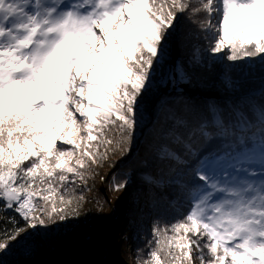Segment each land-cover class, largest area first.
<instances>
[{"label": "snow or ice", "instance_id": "snow-or-ice-1", "mask_svg": "<svg viewBox=\"0 0 264 264\" xmlns=\"http://www.w3.org/2000/svg\"><path fill=\"white\" fill-rule=\"evenodd\" d=\"M193 16L204 45L176 66L182 83L207 60L264 65V0H0V239L17 240L16 216L35 230L78 215L77 183L113 144L131 150L154 64ZM184 95L154 133L145 196L188 207L154 225L145 264H194V250L200 264H264V108L245 121L209 105V118ZM191 158L193 188L180 178Z\"/></svg>", "mask_w": 264, "mask_h": 264}, {"label": "trees", "instance_id": "trees-1", "mask_svg": "<svg viewBox=\"0 0 264 264\" xmlns=\"http://www.w3.org/2000/svg\"><path fill=\"white\" fill-rule=\"evenodd\" d=\"M201 20L202 17L193 16L191 20L185 17L181 21L177 32L178 39L168 45L167 51L171 53V58H169L167 63H162V58L159 64H154L155 71L152 73L153 78H161L164 71H167V73L172 71L170 74H173L175 81L173 79L160 89L149 91L145 98L147 107V117L144 119L145 124H143V127L136 135L135 143L131 150H128L126 145L123 149H118V151L113 148L110 149L111 151L114 150L111 153L113 155L110 157L111 163H113L112 167H109V164H101L102 167H99L98 163L91 165L86 177V185L95 183V186L88 192L82 191V193L79 192L78 188L76 189V195L83 197V200L79 201V207L82 206V208H80L81 210L78 209V215H70L67 220L62 221L64 226H62L63 231L60 234L62 242L72 241L69 251H73L75 254L69 255L70 259L66 263H59V260L55 259L56 257L51 258L52 262L50 264H103L104 259L98 257V249L104 246L107 250L109 247L116 245L113 230L119 226L124 228V235L131 236L136 233L138 234L135 240L136 250L138 249L143 256V253H147L149 250L148 242L153 239V228L148 232L145 231L147 236L144 237V232L140 227L142 222L146 221V224L148 222L153 227L157 222L168 224L179 219L180 215L186 211L188 207L187 197L167 204L159 203L150 206L147 203L145 210L141 209L146 200L145 176L151 171L150 169H146L145 160L150 159L152 156L153 147L156 143L154 133L157 131L158 126L163 124L169 111L180 110L183 108L184 103H187L185 93L192 92L200 103L201 113L208 115L209 118L210 113H207L206 107L209 105H227V108L234 112L238 109L242 111L249 110L247 103H244V109L241 107L240 102L244 96L251 93H254L252 97L260 109L264 108V93L256 94L258 91L251 89V91H246L247 85L250 86L253 78L258 79L263 76L260 74V70L264 68V65L259 64V62L258 65L260 66L255 65L256 67H253V71L248 76L243 75L241 80H238V87L235 91L231 92H223L224 88L208 87L205 85V81H207L209 76L208 72L213 70L217 62L207 64V67L201 66L195 69L192 72L195 83L192 85L182 83L179 80L176 66L182 65L181 63L184 62L187 64L193 48L197 45H204L203 39H198V36H202V29L198 27ZM242 64H245V62L243 61ZM159 73L161 75L157 76ZM199 73H201L200 76ZM211 82H214V80L212 79ZM207 96L216 97L220 101L210 102L207 100ZM229 118L235 119L232 112H229ZM173 150L176 154L182 155V159H187L183 154L184 150L179 146L174 145ZM99 163H101L100 160ZM194 163L195 158H191L188 164L180 166V178L190 188H193L196 183H203L191 174ZM119 164L122 165L120 168ZM115 166H117L118 170L109 178L111 170ZM184 166L185 168H183ZM95 167H98L96 171ZM124 182H127L126 189L115 190L117 184ZM94 208L98 210V217L91 211H88V216L87 210ZM116 209L117 218L113 214V210ZM10 215L14 214L10 213ZM16 219L19 220L22 230L27 227L19 216H16ZM2 226L7 227L8 225ZM119 229L122 230L121 227ZM93 239H96V241L93 242ZM4 241L6 240L0 239V243ZM127 243L128 239L125 237V241H123L125 248ZM63 245L67 248L66 244L63 243ZM54 254L57 253L55 249L51 248L50 255Z\"/></svg>", "mask_w": 264, "mask_h": 264}, {"label": "rangeland", "instance_id": "rangeland-1", "mask_svg": "<svg viewBox=\"0 0 264 264\" xmlns=\"http://www.w3.org/2000/svg\"><path fill=\"white\" fill-rule=\"evenodd\" d=\"M97 34L98 35L100 34L99 30H97ZM97 46H99V42H97ZM213 55L215 56L217 54H213ZM169 58H171V53H169V51H166L165 55L160 57V59H162L161 60L162 63H167ZM213 63L214 62L212 60H207V64H213ZM242 63L243 61L240 63V61L231 62L227 60H219L216 63L213 70L208 72L209 76H208V79L206 78L207 81H205L206 83L205 85L208 87L211 86V87H217V88H224L225 90L223 92L235 91V89L239 85L238 80H241L243 75L248 76L253 71V67H256L255 65H258V58H256L255 60L249 59L248 62H245L247 66H245V64H242ZM181 64L187 65L185 64V62ZM170 73H167V71H164L163 77L161 78L156 77L157 79L153 78V74H151V83L150 85H148L147 95L149 91H152V90L154 91L155 89L158 90L162 86H164L167 82L169 83V81H172L174 79V76L173 74H170ZM260 74H262L263 76L258 79L256 78H253L252 80L250 79L251 84L250 86L247 85L246 91L257 90L258 92L256 94L264 93V86H263L264 85V68L260 70ZM158 75H161V74L159 73L157 74V76ZM200 75L201 73H199V76ZM212 79L214 80V82H211ZM226 79L231 82V86L226 87L225 85ZM159 84H160V87H159ZM253 94L254 93H251L246 96H253ZM249 98H252V97H249ZM244 100L251 102V100L248 98H245ZM146 117H147V114L144 116V119ZM144 119L142 121L141 128L143 127V124H145ZM138 132L139 131H137L136 135L138 134ZM112 148L118 151L117 146L113 144L108 150L107 159H104V160L100 159L101 163H99V161L97 162L99 164V167L101 166V164H106V165L109 164V167H112L113 163H111L112 160L110 159L111 155H113L111 153H113L114 151V150L113 151L110 150ZM103 151L104 149L102 147L101 153H103ZM121 166L122 165L119 164V168ZM97 168L98 167H95V171L97 170ZM183 168H185V166ZM117 170H118L117 166L112 168L109 178L112 177L111 175L116 173ZM94 186H95V183H92L88 186L86 185V183H77L76 189L78 188L80 190L79 192L82 193V191L88 192L91 188L93 189ZM147 203L148 201L146 199L141 208L142 210H145ZM80 208H82V206H80L79 209ZM117 209L113 210V214L116 218L118 216ZM88 211H91L93 214H95L98 217V210L96 208L87 210V215L89 216ZM35 215H39V212L35 213ZM62 226H64V223L62 221L57 220L54 223L49 222L45 226H38L35 230H32L28 227L24 228L23 230L20 231L19 236L17 237V240L13 241L11 239H8L3 242V243H8L9 245H11V248L10 250H0V264H50L52 262L51 258H55V257H56L55 259L59 260V263H62V262L66 263V261L70 259L69 255L75 254V253L73 251H69L70 244H72V241L62 242V240L60 239V234L63 231ZM120 227L122 230L119 229ZM140 227H141V230L144 232V237L147 236V233H145V231L148 232L153 228V226L150 225L148 222L146 224V221H143ZM123 230L124 228L122 226H119L117 229L113 230L114 231L113 235H114V240H115L116 245L114 247H109L107 250L104 246L101 248L102 250L98 249L99 250L98 257H101L104 259L103 264H145V261L148 259V252L143 253V256H142L141 252H139L138 249L136 250L135 240L138 234L136 233L131 236L127 234L124 235ZM125 237H127L128 239L126 248L123 246V241H125ZM95 241L96 239H93V242ZM63 243L67 245V248L64 247ZM51 248L55 249L57 254L50 255ZM138 252L140 253V256ZM192 259H193L194 264H200V260L197 258V254L195 250L193 251Z\"/></svg>", "mask_w": 264, "mask_h": 264}, {"label": "bare ground", "instance_id": "bare-ground-1", "mask_svg": "<svg viewBox=\"0 0 264 264\" xmlns=\"http://www.w3.org/2000/svg\"><path fill=\"white\" fill-rule=\"evenodd\" d=\"M177 155L181 156V159H182V155H180V154H177Z\"/></svg>", "mask_w": 264, "mask_h": 264}, {"label": "water", "instance_id": "water-1", "mask_svg": "<svg viewBox=\"0 0 264 264\" xmlns=\"http://www.w3.org/2000/svg\"><path fill=\"white\" fill-rule=\"evenodd\" d=\"M207 97H210L212 99V96H207Z\"/></svg>", "mask_w": 264, "mask_h": 264}]
</instances>
